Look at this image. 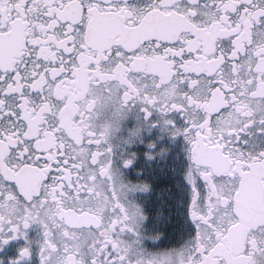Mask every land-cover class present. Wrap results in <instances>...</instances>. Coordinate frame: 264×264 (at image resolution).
<instances>
[{
	"label": "snow or ice",
	"instance_id": "6c2138e0",
	"mask_svg": "<svg viewBox=\"0 0 264 264\" xmlns=\"http://www.w3.org/2000/svg\"><path fill=\"white\" fill-rule=\"evenodd\" d=\"M0 264H264V0H0Z\"/></svg>",
	"mask_w": 264,
	"mask_h": 264
}]
</instances>
